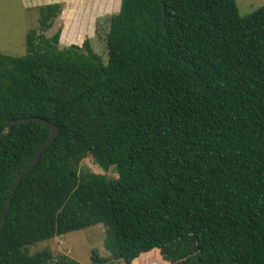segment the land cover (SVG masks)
<instances>
[{
    "label": "trees",
    "instance_id": "1",
    "mask_svg": "<svg viewBox=\"0 0 264 264\" xmlns=\"http://www.w3.org/2000/svg\"><path fill=\"white\" fill-rule=\"evenodd\" d=\"M34 11L25 54L0 51V132L39 117L58 134L16 188L0 264H44L51 252L32 245L98 224L113 239L99 264L156 250L169 264H264V5L120 0L105 62L88 38L49 34L60 3ZM49 135L37 121L3 134L0 223ZM87 155L117 177L79 171Z\"/></svg>",
    "mask_w": 264,
    "mask_h": 264
},
{
    "label": "rangeland",
    "instance_id": "2",
    "mask_svg": "<svg viewBox=\"0 0 264 264\" xmlns=\"http://www.w3.org/2000/svg\"><path fill=\"white\" fill-rule=\"evenodd\" d=\"M240 16L247 15L264 5V0H235ZM58 2L62 12L56 19L52 34L58 27L61 36L68 32L71 36L61 46L76 44L81 46L89 39L91 46L102 60L106 61L105 37L109 28V16L118 12L120 0H0V51L15 56L25 54V35L29 28L36 26L35 6ZM32 9V10H29ZM79 171L89 170L117 177L112 170L101 169L90 155L85 156L79 164ZM104 225L98 224L82 230L72 231L50 241L32 245L29 251L34 253L49 250L52 258L62 257L75 260L79 264H99L97 254L110 257L113 254L112 237ZM112 259V258H111ZM110 260L104 264H113ZM121 264H124L121 262ZM132 264H169L160 257L158 250L150 252L132 262Z\"/></svg>",
    "mask_w": 264,
    "mask_h": 264
},
{
    "label": "water",
    "instance_id": "3",
    "mask_svg": "<svg viewBox=\"0 0 264 264\" xmlns=\"http://www.w3.org/2000/svg\"><path fill=\"white\" fill-rule=\"evenodd\" d=\"M27 121H37V122H40V123H43L45 126H47L50 130V135L49 137L47 138V140L43 143V145L38 149L35 157L31 160V162L25 166L16 176L12 186H11V189H10V192H9V196H8V199L6 201V204L4 206V209H3V214H2V219H1V223H0V232L2 231L3 227H4V224H5V219H6V215H7V212L9 210V207H10V203H11V200L15 194V191H16V188L20 182V180L22 179V177L29 171L31 170L38 162L42 152L52 143V141L54 140V138L57 136L58 134V128L55 124L43 119V118H39V117H24V118H18V119H10L8 120L6 123H5V127L3 129V131L0 132V140L3 136L4 133H6L8 131V129L14 125V124H20V123H24V122H27ZM44 264H58L56 259L54 258H50L48 261H46Z\"/></svg>",
    "mask_w": 264,
    "mask_h": 264
},
{
    "label": "crops",
    "instance_id": "4",
    "mask_svg": "<svg viewBox=\"0 0 264 264\" xmlns=\"http://www.w3.org/2000/svg\"><path fill=\"white\" fill-rule=\"evenodd\" d=\"M121 264V263H120ZM132 264V263H131Z\"/></svg>",
    "mask_w": 264,
    "mask_h": 264
}]
</instances>
